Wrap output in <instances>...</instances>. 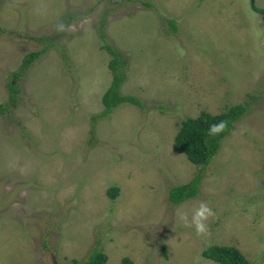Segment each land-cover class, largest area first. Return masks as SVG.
Wrapping results in <instances>:
<instances>
[{"label":"rangeland","instance_id":"1","mask_svg":"<svg viewBox=\"0 0 264 264\" xmlns=\"http://www.w3.org/2000/svg\"><path fill=\"white\" fill-rule=\"evenodd\" d=\"M255 7L264 0H0V103L9 83L18 87L0 114V264H86L96 246L107 264H219L202 254L215 244L264 264V14ZM102 19L127 56L121 92L144 107L125 102L92 120L112 81ZM57 31L66 59L50 48L15 76L42 47L29 35ZM238 103L247 111L209 165L174 150L183 119ZM197 174L198 196L172 204L170 187ZM201 202L212 211L197 234Z\"/></svg>","mask_w":264,"mask_h":264},{"label":"trees","instance_id":"2","mask_svg":"<svg viewBox=\"0 0 264 264\" xmlns=\"http://www.w3.org/2000/svg\"><path fill=\"white\" fill-rule=\"evenodd\" d=\"M256 10L263 11L259 7ZM73 15L69 18H72ZM76 18H72L74 20ZM64 21L61 28L66 27L69 23ZM170 25L174 29L177 28L176 21L169 20ZM105 19L97 25L98 35L102 42V47L105 48L112 58L109 61V68L112 72V81L102 96L103 110L92 115V120L108 117L119 105L125 102H130L144 107V101L136 95L123 94L121 92L122 84L127 78V56L120 48L109 42L105 31ZM59 32L55 35L40 36L29 35V39L40 42V49L29 52L23 59L21 69L15 72V76H20L25 72L42 54L50 48H57L61 51V55L66 59V49L57 44ZM10 100L8 103H0V114H5L8 107L16 101L18 87L13 83H9ZM247 106L244 103H238L230 106L227 110L220 113H212L207 110H202L197 116H189L182 120L180 127L174 137L173 148L177 152H183L188 159L199 165H209L213 158L218 154L222 140L233 130L235 123L242 118L246 113ZM223 121L224 127L213 134L209 133V126L214 123ZM202 181L201 174H197L191 180L182 184H174L169 189V200L172 204L178 205L191 198H195L199 194V189ZM118 186H112L108 189V195L115 198L119 193ZM203 256L209 258L219 264H255L249 260L245 254L234 245H211L205 248L202 252ZM108 255L100 250L97 246L88 255L84 261L86 264H107ZM78 260L73 259L72 263H57V264H75ZM124 264H133V262L125 257Z\"/></svg>","mask_w":264,"mask_h":264},{"label":"clouds","instance_id":"3","mask_svg":"<svg viewBox=\"0 0 264 264\" xmlns=\"http://www.w3.org/2000/svg\"><path fill=\"white\" fill-rule=\"evenodd\" d=\"M224 127V122L214 123L209 126V133L213 134L220 131ZM211 209L205 202H201L200 206L196 209L192 216L191 223L194 225L197 234L203 233L206 231V225L203 222L206 215L211 214Z\"/></svg>","mask_w":264,"mask_h":264},{"label":"bare ground","instance_id":"4","mask_svg":"<svg viewBox=\"0 0 264 264\" xmlns=\"http://www.w3.org/2000/svg\"><path fill=\"white\" fill-rule=\"evenodd\" d=\"M136 181V180H135ZM132 185V184H131Z\"/></svg>","mask_w":264,"mask_h":264}]
</instances>
